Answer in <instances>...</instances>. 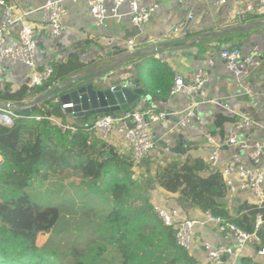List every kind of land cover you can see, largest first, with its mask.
<instances>
[{"label":"crops","instance_id":"obj_1","mask_svg":"<svg viewBox=\"0 0 264 264\" xmlns=\"http://www.w3.org/2000/svg\"><path fill=\"white\" fill-rule=\"evenodd\" d=\"M42 2L43 0H9L8 4L12 6L14 14L24 16L33 29L38 40L37 52L41 63L62 62L69 53H77L79 60L86 67L70 77L83 76V84L102 79L104 85L110 87L129 80L143 88L138 78L139 74L147 75L152 68V65L146 62V59L150 58L166 63L173 75L182 76L187 84L192 83L198 69L204 72L203 95L192 92L189 95L172 96L169 91L165 99L157 101L159 110L165 112L166 117L151 126L156 142L150 156L152 171L158 164L171 158L183 159L189 156L192 160L205 161L214 151L218 156L217 169H221L237 151L236 148L230 147L227 141L234 129V123L242 118L251 119L254 125L248 131L239 132L238 139L264 145V25L260 24L264 23V14L257 11L255 3L253 12L248 14L243 12L244 2H230L216 8L212 0H161L149 21L133 28L126 17L107 18L103 26L95 25L89 13L88 0H78L75 4L66 3L68 12L62 21L63 33L53 42L47 37L40 14L34 12ZM146 3L149 4L150 1ZM1 11L0 6V15ZM125 11L123 8L122 12ZM19 26L20 24H15L9 28V40L15 37ZM175 28L177 31H174ZM127 40L134 41L133 52L151 46L160 50L145 57L120 62L132 52L126 48ZM193 40L196 42L193 43ZM232 46H237L244 54L249 53L253 46H259L261 49L258 65L251 68L245 77L237 79L229 74L218 57L222 49ZM209 60L213 61L211 66L208 65ZM118 63L114 68L106 69ZM25 83L24 66L5 64L0 75V97L13 93L12 90L26 87ZM58 84L60 83L56 85ZM68 90H60L48 100L59 106L60 96ZM43 96L27 95L24 100L31 101ZM137 106L141 104L137 102L129 108ZM187 108H191L193 117L182 127L179 125L181 112ZM62 120L71 125L76 122L72 117ZM78 123L92 125L93 119L87 118ZM180 135L186 153L179 155L167 152L164 143L173 147ZM209 137L214 139V145L208 144ZM109 142L114 145L113 140ZM117 147L121 153L130 157L127 148ZM241 159L243 164L248 165L245 156ZM134 172L141 177L146 174V170L141 167H136ZM150 194L152 204L161 203L167 208H178L184 217L199 222L194 228L192 240V256L196 264H212L203 250L204 243L235 247L231 234L220 233L216 226L206 220L204 212L185 205L180 201L178 194H170L160 188H154ZM245 202L260 207L264 204V191L261 198L238 193L227 194L220 200L230 216H235L238 206ZM258 249L257 245L250 243L238 258L225 257L224 261L233 264H264V255H259Z\"/></svg>","mask_w":264,"mask_h":264},{"label":"trees","instance_id":"obj_2","mask_svg":"<svg viewBox=\"0 0 264 264\" xmlns=\"http://www.w3.org/2000/svg\"><path fill=\"white\" fill-rule=\"evenodd\" d=\"M146 62L152 68L147 75L139 74L138 81L144 96L159 102L169 94L174 75L166 63L154 58ZM52 67L51 78L42 86L23 87L2 99L20 102L27 95L46 96L86 65L72 52ZM16 114L11 127L0 125V264H196L191 254L176 245V229L164 226L154 212L150 200L154 188L178 194L185 205L209 211L245 232L254 231L255 217L261 214L263 224L256 233L264 247V210L245 202L230 216L220 203L227 195L221 171L210 170L202 159L171 158L152 171L151 157L134 163L117 146L103 141L91 124L79 125L82 119H75L70 130L46 119L37 122ZM32 114L57 117L59 106L46 100ZM136 167L146 170L139 181L134 176ZM65 169L77 174L80 185L90 192L107 194L113 207L98 218L83 245L72 246L69 252L38 246L40 237L53 233L61 212L27 193L35 179L45 180ZM108 248L117 254V261L105 258ZM47 249L52 257L42 253Z\"/></svg>","mask_w":264,"mask_h":264},{"label":"built area","instance_id":"obj_3","mask_svg":"<svg viewBox=\"0 0 264 264\" xmlns=\"http://www.w3.org/2000/svg\"><path fill=\"white\" fill-rule=\"evenodd\" d=\"M78 0H43L42 4L34 12L40 14L41 22L47 30V37L50 41H57L63 33L62 21L66 17L68 8L66 3L75 4ZM88 0L90 16L97 26H103L107 18L121 19L126 17L133 28L144 25L149 21L157 10L161 0ZM182 1V0H176ZM216 8H220L230 2L235 4L244 2V13L251 14L256 4V9L260 14H264V0H212ZM2 8L0 15V75L5 64L22 65L25 68L26 87L29 89L42 86L52 76L53 67L50 63H41L38 56V40L34 35L33 29L26 22L24 16H16L12 6L7 2L0 1ZM125 8V13L122 9ZM242 17V16H241ZM15 24H20L15 37L8 39V30ZM174 31H177L175 28ZM126 48L131 55L135 47L133 40L126 41ZM260 47L253 46L249 53L244 54L237 46L227 47L218 53V57L223 61L226 71L235 78H242L248 75L249 70L258 65ZM128 55V56H129ZM213 64L209 60L208 65ZM205 74L198 69L191 84H187L182 76L175 75L170 89V95L184 94L189 95L197 92L204 94ZM11 92H15L12 90ZM35 100V99H33ZM31 101L14 102L7 99H0V125L8 123L6 127H11L18 118V109L11 108L7 104H20L22 109L28 108ZM141 106L129 108L114 115L100 116L93 120L92 129L103 140L119 147H125L129 151V156L134 163L138 164L144 159L149 158L155 149L154 136L151 126L163 121L166 113L159 110L157 101H150L145 96L139 98ZM42 104V103H41ZM40 105V104H39ZM138 105V104H137ZM38 106V105H37ZM36 106V107H37ZM78 104H61L59 112L61 118L55 116L43 117L41 114H32L25 117L28 120L41 121L46 119L51 124L74 130L71 124L62 119L71 117L66 110L74 109ZM44 111L43 108L40 109ZM82 113H84L82 111ZM193 117L191 108L181 112L179 125L185 127ZM62 120V121H61ZM254 123L249 118H242L234 123V129L228 137V145L236 148L230 158L223 164L221 171L228 195L238 193L251 194L256 198H261L264 191V145L258 142L247 143L238 139V133L248 131ZM4 126V125H3ZM208 144L214 145L213 138L207 139ZM245 156L248 165L242 163L241 157ZM217 153L214 151L205 159V164L210 170L217 168ZM153 210L166 227L176 229L175 243L192 255V240L194 228L198 221L188 219L183 216L178 208H167L161 203H155ZM264 210V204L260 205ZM208 222L217 227L220 233H229L233 236L235 247L212 246L209 243L203 244L207 260L212 264H233L224 261L225 257L238 258L244 248L253 243L258 246V254L264 255V247L261 245L257 235L258 229L263 224L261 214L255 217L254 231L245 232L237 226L224 221L219 217H214L209 211L205 212Z\"/></svg>","mask_w":264,"mask_h":264},{"label":"rangeland","instance_id":"obj_4","mask_svg":"<svg viewBox=\"0 0 264 264\" xmlns=\"http://www.w3.org/2000/svg\"><path fill=\"white\" fill-rule=\"evenodd\" d=\"M134 176L139 181L141 176L136 172ZM80 182L77 174L65 169L63 173L49 175L45 180L35 179L27 189L32 200L55 206L61 212L59 223L53 233L38 239L39 247L46 245L65 252H69L72 246L81 247L86 235L98 222V218L113 208L107 194L92 193L84 185H80ZM42 253L51 257L53 255L50 249ZM105 258L117 261L118 257L112 248H108Z\"/></svg>","mask_w":264,"mask_h":264},{"label":"water","instance_id":"obj_5","mask_svg":"<svg viewBox=\"0 0 264 264\" xmlns=\"http://www.w3.org/2000/svg\"><path fill=\"white\" fill-rule=\"evenodd\" d=\"M260 24L264 25V23ZM196 40H193L192 42L194 43ZM159 50L160 48L151 46L144 50L132 53L120 62L145 57ZM119 63L114 66H109L106 69L114 68L115 66H118ZM82 79L83 76L77 75L60 82V84L56 85L46 96L37 98L30 102L27 106L28 108L26 109H22V105L20 104L7 105L11 108L18 109L19 114L27 117L35 110L37 105L43 103L60 90H63L71 85L73 87H71L66 93L62 94L59 100L61 104L73 103L78 104V106L74 109H68L66 112L74 119L86 120L87 118H92L95 120L100 116L114 115L115 113L124 111L128 109L130 105L137 103L139 98L144 96L143 88L139 87L135 82H130L129 80L122 81L117 86L108 87L104 85L102 79L88 84H83ZM145 97L149 99L148 96ZM82 111L84 113H82ZM2 125L8 126L11 124L3 123ZM164 148L167 152L172 154L183 155L186 153V149L183 148V139L181 135L178 137V140L175 142L173 147L169 146V144L165 142Z\"/></svg>","mask_w":264,"mask_h":264}]
</instances>
